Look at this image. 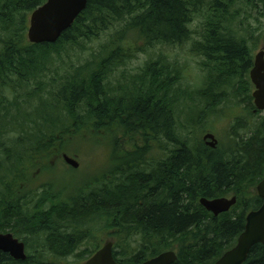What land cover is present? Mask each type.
<instances>
[{"label": "trees", "instance_id": "16d2710c", "mask_svg": "<svg viewBox=\"0 0 264 264\" xmlns=\"http://www.w3.org/2000/svg\"><path fill=\"white\" fill-rule=\"evenodd\" d=\"M45 1L0 0V232L25 235V251L35 249L24 262L0 252V264L67 262L101 232L110 233L119 264L167 251L177 256L173 264H213L260 207L256 186L264 179V113L251 97V49L232 29L234 0H88L56 43L30 44L29 17ZM190 41L202 58L204 79L192 91L199 103L211 111L229 98L251 118L248 134L232 126L223 147L192 141L179 127L176 108L189 91L177 60L159 51L129 71L137 54ZM85 140L109 144L114 165L106 175L82 189L34 185L38 173L49 175L52 158ZM229 194L236 204L217 217L199 203ZM100 246L86 242V259ZM244 264H264V244Z\"/></svg>", "mask_w": 264, "mask_h": 264}, {"label": "rangeland", "instance_id": "374dc122", "mask_svg": "<svg viewBox=\"0 0 264 264\" xmlns=\"http://www.w3.org/2000/svg\"><path fill=\"white\" fill-rule=\"evenodd\" d=\"M253 1L254 0H234V4L230 8V14L234 16V19L232 20V29L234 30L236 37L245 39L247 45L251 49L252 59L254 60L255 55L264 50V11L261 10L263 6L260 0ZM201 21L202 18L197 17L190 26L194 32L192 37L195 40L199 37L200 31H202ZM98 45L97 47L99 48ZM191 49L192 41L180 47H158L149 51L147 54H137V57L129 62V71L133 72L143 66L149 58L154 59L159 51H162L163 54L169 58V60H177L178 63L186 69L183 73V83L184 86L188 87L187 91H189V94L184 97L185 101H180V105H184V107H179L178 105L176 108V111L178 110L179 112V127L182 129H184L185 126L188 127L191 132V135L189 134V136L192 141L202 142L203 136L209 133L214 135L215 139L218 141L217 145L223 147L230 141L232 126H236L235 132L238 135L246 136L248 134V127L250 125L249 123L251 122V118L248 115V111L245 106L242 104L237 105L232 103V100L229 98L225 102H220V105L215 109H213L214 107L211 108L213 109L211 111H208L199 103L197 96L193 95L192 91L199 88L204 79V72L201 70L202 68L200 65L202 58L197 57V55L192 53ZM122 70L123 69L120 68L111 76L113 82L112 85H117L116 81L121 77ZM4 96L7 97L8 93H5ZM232 104H235V107L232 106ZM203 117L205 118L204 121L199 122V120ZM195 122L196 125L202 124L199 128H197L196 125L194 128L193 124ZM179 132L182 133L180 128ZM139 139L140 137H135V142L140 143ZM128 147L129 146L125 145V148ZM71 150L74 152L65 154L78 162L79 166L77 169H72L71 167L65 165L61 161L62 154L60 155V158H52L53 162L51 167L53 168L52 170L50 169L51 172H49V175L42 176L39 175L40 173L37 174L38 180L34 185L52 181L56 182L57 186L73 185L72 189H82L83 187L88 186V184L91 186L93 184L91 183L93 178L99 177L101 174L106 175V173L112 168V164L114 165V160L111 159L112 151L109 144H107V141L105 142L103 140H99L98 142H88L85 140L79 142L78 145L73 146ZM156 153L157 152L153 151V154ZM107 176L109 175L107 174ZM47 178L49 179L47 180ZM67 189L69 190V187L64 190ZM232 196V194H229L224 197L231 198ZM93 226L96 227L95 232H97V229H101L100 223ZM82 229H85V227H82ZM5 233L10 232H0V234ZM18 238L21 242H23L22 240H25L26 236L21 234ZM108 241L113 242V239L108 232L96 233L95 235L93 234L89 240H86L87 245L100 243L101 246ZM86 242H84L83 246L78 248V250L75 249L76 252L67 259V262L49 257L48 263L84 264L87 260L86 256L88 254L86 252ZM33 246V243H31L29 246L30 248L26 249L27 255H32L35 252Z\"/></svg>", "mask_w": 264, "mask_h": 264}, {"label": "water", "instance_id": "95a60500", "mask_svg": "<svg viewBox=\"0 0 264 264\" xmlns=\"http://www.w3.org/2000/svg\"><path fill=\"white\" fill-rule=\"evenodd\" d=\"M87 3L88 0H46L29 17L27 41L30 44L56 43L86 9ZM249 79L253 85V105L256 111L264 113V50L255 55ZM202 140L211 149L216 148L218 144L214 135L209 133L205 134ZM62 160L72 169L79 166L76 160L66 154L62 155ZM256 193L262 202L260 207L246 215L243 232L238 236L235 245L213 264H244L252 247L264 244V179L256 186ZM236 202L235 196L199 200L200 205L214 217L228 212ZM0 252L15 261L24 262L27 259L24 243L10 233L0 234ZM176 259L174 251H167L141 264H173ZM84 264H119L113 257V243H104Z\"/></svg>", "mask_w": 264, "mask_h": 264}, {"label": "flooded vegetation", "instance_id": "af4514ba", "mask_svg": "<svg viewBox=\"0 0 264 264\" xmlns=\"http://www.w3.org/2000/svg\"><path fill=\"white\" fill-rule=\"evenodd\" d=\"M205 145H206V144H205ZM103 245H104V244H103ZM103 245H102V246H103ZM102 246H101V247H102ZM101 247H100V248H101ZM100 248H99V249H100ZM99 249H98V250H99ZM96 251H97V250H96ZM90 257H91V256H90ZM90 257H89V258H90ZM84 263H85V262H84Z\"/></svg>", "mask_w": 264, "mask_h": 264}]
</instances>
